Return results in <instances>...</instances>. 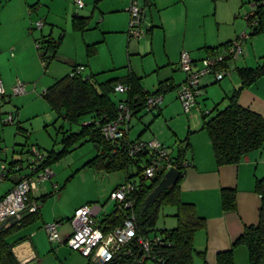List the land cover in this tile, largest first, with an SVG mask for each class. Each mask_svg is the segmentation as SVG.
<instances>
[{"label": "crops", "instance_id": "crops-1", "mask_svg": "<svg viewBox=\"0 0 264 264\" xmlns=\"http://www.w3.org/2000/svg\"><path fill=\"white\" fill-rule=\"evenodd\" d=\"M122 1L124 2L123 4L118 1V4H116L114 8L107 12L105 11V13L109 14L107 17L108 19H124L123 29H125L128 20L126 9L129 4L125 0ZM178 2H183V0H178ZM61 3L67 2L65 0L64 2L62 0H13L10 2L0 0V19H4L2 13L4 11L7 12V14L10 15L9 19H13L19 29L16 41L3 43L2 46L0 44V79L5 93L10 91L14 80L13 77L8 74V71L16 68L17 65L19 67L22 66L26 73H31L28 77L29 81L36 80L38 77L41 78L39 63L35 54V42L37 40L50 39L57 43L56 58L52 61L59 62L63 61V58H65V56L61 54L60 49L67 35V31L71 28L74 34H83V31L79 32L73 28L72 19L74 17L86 18L88 20L90 19L88 16L89 11H84L85 5L83 4V7L78 9L73 3L76 9V12H73L72 10H69V5L67 3V5H65V7L60 11V9L57 10L56 8L59 4L61 5ZM157 5L159 6L158 0H142V7L144 8L143 28L145 27L146 29V36H151L153 28L163 29L161 24H155L151 21V19H157ZM26 7H32L29 16H26ZM159 7L161 8L165 6L162 5ZM185 13V19H188L187 11ZM95 15L96 14L94 13L93 17H95ZM27 19H29V21ZM32 19H43L45 26L40 30L35 31H32V29L29 28V32L25 35V31L28 30L30 20L32 21ZM61 19H67V22H65L66 27H63V30L60 26ZM218 26L219 23H217V31L214 32V38L209 37L204 41L203 46L200 48L203 51H200L198 56H192L189 53L193 61L198 63L207 56H210L214 48L221 47L233 41L239 34V31H241V27L238 29L234 23L233 29L230 31L224 30L221 35L220 27L218 29ZM244 28L245 30L247 29L246 21ZM163 34L165 35L164 56L155 63V68L150 72L155 75L157 82L153 89L148 90L145 87L144 79H146L149 75L141 69L143 68L142 64L140 66L136 64L133 66L132 55H134V53L127 54L129 58L127 73L120 74L121 76H112V78L123 80L130 75L140 79L139 84L142 91L148 94H156L161 88L159 95H162L163 99L168 92H175L176 95V90L185 80L184 74H182L178 67L179 52L183 49L182 35L180 34V42L174 44L171 43L172 36H167L166 29L163 30ZM262 34L264 36V32ZM103 41H105V37L102 38L101 42ZM243 43H245V41ZM90 46H92V49L91 53H89L90 56H88V48ZM8 51L9 53H12L13 56H9L7 59L6 53ZM13 51H16L15 54ZM85 52L87 59L86 64H81L80 62L75 61L72 62L71 60H68V63H70V68L73 66H81V74L84 76H90L94 73L90 71L86 74V67H91V58L97 54L96 44L87 42ZM252 52L253 55L252 53L248 54L247 52L243 55L242 52L238 60L227 62L225 67L230 71V76L228 75V77H225L219 83H215L212 77H208L210 78L209 81L205 80V82H202V91L206 92L208 86H211L212 84H220L226 80L222 85L224 99L231 95L234 90L241 86V81L237 75V69L255 68L261 65L256 60L257 51L252 49ZM151 53H153L152 49ZM22 54L26 56L27 60L21 59ZM260 57L262 56L260 55ZM180 72L182 75H180ZM232 72L234 74H231ZM125 97H127V95H125ZM163 101L164 100H162V104ZM237 102L240 107L252 111L264 119V75L254 83L240 90ZM227 104L228 102L226 100L220 109H223L227 106ZM161 105L153 111H150V113H154L156 110V114L161 115V113L165 111L163 107L161 108ZM216 105L219 104H215V106ZM196 106L199 107V103H197V101ZM204 114L208 113L202 112V116ZM202 116L200 129L202 127ZM137 117L138 114L134 115L130 120L129 130L133 129L134 133L129 131L128 138L131 140L139 139L141 141L152 139L150 138V135L145 134L146 131L149 130V127L142 125L143 128H136L131 125L133 118ZM195 129L197 128H194L191 133L190 130H188V134L184 139H176L173 143L172 139L167 137L161 131L156 133V136L153 138L159 140L163 146L165 145L164 147H166L172 155H174L178 143L184 141L185 145L188 144L189 147H187L188 151L186 153V160H188L189 166L185 169V172L179 182V198L182 203L193 205L195 212L205 221L204 228L198 230L193 237V246L195 250L193 258L196 257L200 264H203V260L205 261V264H218L216 260L217 254L231 249L233 243L243 234L245 228L257 225L259 221V208L261 200L255 187L256 181L264 177V143L260 150L250 153L248 157L244 158L238 164L220 166L215 162L212 145L207 133L204 131H195ZM190 134L192 135L190 136ZM164 175L165 174H163V176ZM124 181L125 176L124 180L117 182L114 185H108L106 191H104L105 194L108 192L110 194L116 187L124 183ZM58 188H60V191L55 195L53 194V188H51L50 184L43 183L34 194V197L39 199L41 203L38 213L32 216L23 215V217H27L23 226L11 227V231L9 232L6 240L8 244L13 246L12 252L19 264H95L89 259L82 257L80 253L71 251L65 245L66 239L72 232L70 219L73 217L76 209L85 205H98L102 208L96 216L99 223H102L110 217L114 211L104 212L103 210L105 207L99 205L96 200H94V196L89 194L86 197L82 191L79 195L83 198H77L67 210L66 205L63 202L65 192L62 189L64 186L63 188ZM223 189L235 190V209L232 211H224L221 208L220 192ZM167 207L171 209L166 210L165 208ZM161 213H163V217L166 216L168 218L167 220L165 219L162 221V224L167 228H159L156 225L155 231L164 229L172 230L176 228V207L164 206L160 208L158 218ZM99 216H101L100 219H98ZM169 217L171 220H169ZM54 222L60 223L58 226L60 243L58 244L48 243L46 232L42 230V227L45 224ZM166 222H168V224H166ZM201 252L203 253V257L198 254ZM246 256L248 258V253L244 246L233 248V258L235 262L239 260L240 262L245 263Z\"/></svg>", "mask_w": 264, "mask_h": 264}, {"label": "rangeland", "instance_id": "rangeland-1", "mask_svg": "<svg viewBox=\"0 0 264 264\" xmlns=\"http://www.w3.org/2000/svg\"><path fill=\"white\" fill-rule=\"evenodd\" d=\"M7 1L10 2L13 0H6V2ZM62 1L64 2V0ZM65 1L69 5V10L76 12L75 6L73 5V3L75 4V0ZM118 1L122 4L124 3L122 0H82L85 5L84 11H89L88 16L90 19L88 20V29L83 31V34H74L71 28H68V23L67 28L69 30L67 31V35L60 49L61 54L65 56L63 61H52L49 63L48 67L44 69L35 47L41 78L38 77L36 80L29 81L28 77L31 73H26L24 68L18 65L16 68L8 71V74L14 79L12 87L16 85L17 82L23 83L26 93L23 95H13L11 87L4 99L0 97V166L3 161L8 163L11 157L24 160V156L18 154L21 148L20 145L25 141L24 138L17 134L15 125L5 124V120L10 114L14 116V121L19 123L21 129L27 131L24 132L23 136L28 135L26 141L28 145H37L41 150L53 152L54 154H58L63 150V137L68 136L70 133L77 132L79 127L76 125H68L61 119H58L41 94L45 89L51 86L55 80L70 73L71 68L68 60L86 64L85 47L87 42L96 44L97 54L91 58V67H86V74L90 71L94 74H99V81L112 78V76L126 74L128 69L127 65H129L127 54L134 53V55H132V64L133 66L135 64L139 66L142 64L143 68L141 69L149 75L144 79L145 87L150 90L153 89L154 85L157 83L155 75L150 72L155 68V63L164 56V29L167 31V36H172L171 43L175 44L180 42L182 35L183 49L179 52V67L180 55L182 52H186L188 55L190 53L192 56H198L200 51H203L200 48L203 46L206 39L209 37L214 38V32L217 31V23H219L218 29L220 27L221 35L224 30L230 31L233 29L234 23L238 29L241 27V31H239L237 37L246 31L247 29L245 30L244 28L245 16L249 13L251 4L258 0H183V2H178V0H158L159 6L164 5L165 7L160 8L157 5V19H151V21L155 24H161L163 29L153 28L151 36H146L144 33L139 39L133 37L129 38L128 36L129 14L127 11L128 20L125 29H123L124 19L107 18L109 14L105 13V11L107 12L114 8L116 4H118ZM125 1L129 4V0ZM67 3L59 4L56 9H60L61 11ZM139 4L142 6V0H139ZM31 10L32 7H26V16H29ZM186 11L188 13V19H185ZM94 13L96 14L95 17H93ZM2 14L4 19H0L1 46L3 43L16 41L19 34L18 25L15 24L13 19H9L10 15L5 11ZM27 20L29 21V19ZM40 21L44 22L43 19L30 20V25L28 26V30L25 31V35L29 32V28H31L32 31L40 30L37 28V23ZM65 22H67V19L60 20L62 30L63 27H66ZM44 26L45 24L43 27ZM142 29L146 31L145 27ZM246 32L250 33L249 30ZM103 37H105V41L101 42ZM246 41L245 43H243L244 41L242 42L243 55H245L246 52L248 54L252 53L253 55L252 49H255V51H257L256 60L260 64H263V34L259 33L253 35ZM151 49L153 53H151ZM260 55L262 57H260ZM9 56L12 57L13 54L8 51L6 53V58L8 59ZM190 58L192 59L191 56ZM21 59L27 60L24 54L21 55ZM179 70L181 71L180 67ZM181 72L184 74L185 78V73L183 71ZM181 72L180 75H182ZM231 74L234 73L232 72ZM205 80L209 81L210 78H204L202 82H205ZM223 82L208 86L206 92L201 91L200 95L197 97L199 107L195 105L188 115L183 113L181 104L176 100L177 91L176 95L175 92H168V94L164 96V101L161 105V108L163 107L165 109L161 115H157L156 110L154 113L142 110L138 113L137 118H133L131 125L136 128H143V126L149 127V130H147L145 134L150 135L152 139L147 141L156 140L160 142L153 138L156 136V133L160 131L171 138L172 143L176 139H184L188 134V130H190L191 133L194 128H197L195 131L202 132L204 131L200 129L202 112H210L211 116H213L215 113V104H219L216 105L219 110L226 102L222 89ZM124 98L125 94H116L114 100L118 101ZM84 120L85 118L80 121V125L83 124ZM129 131L134 133L133 129ZM191 135L192 134H190V136ZM95 152L94 145L91 142L82 141L75 145L73 144L50 168L54 176L45 183L50 184L51 188H53V186L63 188L64 186L62 189L65 192L63 202L67 210L77 198H83L79 195L81 191L84 192V196L86 197L89 194L94 196V200H96L99 205L105 207L103 210L104 212H113L115 210L114 203L108 201L109 192L105 194L104 191H106L108 185H114L124 180V174L119 171L106 172L85 168V164L94 157ZM134 179L139 182L137 177H134ZM10 187V181H2L0 183V197L3 196ZM53 192L55 195L57 194L54 189ZM165 209L170 210L171 208L167 207ZM100 217L101 216H99L98 219H100ZM165 219L167 220L168 218L166 216L163 217V213H161L156 224L157 227L167 228L162 224V221ZM169 220H171V218ZM166 224H168V222H166ZM42 230H44V228ZM143 264L155 263L146 261ZM192 264L200 263L195 257L192 258ZM234 264L250 263L246 256L245 263L237 260L236 262L234 261Z\"/></svg>", "mask_w": 264, "mask_h": 264}, {"label": "trees", "instance_id": "trees-1", "mask_svg": "<svg viewBox=\"0 0 264 264\" xmlns=\"http://www.w3.org/2000/svg\"><path fill=\"white\" fill-rule=\"evenodd\" d=\"M254 19L257 20L258 25L252 31L251 36L264 32V4L257 8ZM72 26L79 32L85 31L88 26V19L74 17ZM35 44L38 46L39 59L41 63L45 62L43 67L46 69L48 64L56 58L58 44L50 39H40ZM229 44L230 42L214 48L213 52H219ZM91 49L92 46L88 48V56H90ZM77 68H80L78 73H76ZM237 75L241 81V86L225 98L228 102L227 106L219 110L215 106L213 116H211V113L202 116L201 129L207 133L212 145L215 162L220 166L238 164L248 157L250 153L260 150L264 143V119L260 115L240 107L237 102L240 90L264 75V63L255 68L237 69ZM214 82L219 83L220 81ZM139 83L140 79L130 75L123 80L109 78L99 81L98 74L82 75L81 66H73L69 74L55 80L51 86L44 90L41 96L58 119L68 125H76L79 128L76 133H70L68 136L63 137V150L60 153L54 154L44 150L48 154L45 164L51 167L73 144L75 145L82 141L91 142L96 152L94 157L84 167L96 171L122 172L125 176L124 182H130L135 186L131 199L134 201L132 212L135 219L137 237H143L150 241H153L156 236L160 237V243L153 246L155 259L152 262L155 264H192L193 253H195L193 237L198 230L204 228L205 221L195 212L193 205L184 204L179 198V182L186 169L183 163L186 162L187 166H189V162L186 160L188 144L185 145L184 141H181L177 144L174 155L172 153L170 155L171 163L180 172L177 182L165 189L155 200L154 204L144 210V200L161 180L164 169L158 170L152 179H144L143 170L150 163L152 154L147 150H143L135 155L128 156L127 152L129 144L141 140H131L127 134L120 140L107 141L100 131V126L117 118L118 103L114 100V97H116L114 89L117 85L127 87V92L125 93L127 97L123 100L131 111L129 123L134 115L146 110L144 107L145 101L151 94L142 91ZM159 92H161V88ZM159 92L156 94H160ZM83 118L85 120L80 125V121ZM94 122L98 124L96 125ZM12 125L16 126L17 134L25 140L20 145L21 148L18 154L23 156L30 146L38 147L37 145L27 144L28 135L23 136L24 132L27 131L22 130L17 121H14ZM3 163L11 167L15 164V159L11 157L8 163L5 161ZM10 175L7 176L5 181H10L11 187L3 196L11 190L17 181L15 173ZM134 177H137L139 182ZM255 189L261 200L259 221L257 225L246 227L243 234L233 243L231 249L217 254L216 260L218 264H234L233 248L238 246L246 248L250 264L264 263V177L256 181ZM59 191L60 188H58ZM36 200L40 202L39 199L36 198ZM220 202L222 210H234L235 190H221ZM164 206L176 207L177 226L172 230L155 231L159 210ZM37 213L28 214V216L36 215ZM26 218L24 216L18 223L0 230V264H19L12 252L13 246L8 244L6 239L11 227L23 226L27 220ZM122 219L123 212L115 208L114 213L100 225L106 232L116 225H121ZM198 254L203 257L202 252ZM138 259V250L135 249L132 251V256L126 257L122 254L114 259L111 264H133ZM203 264H205L204 260Z\"/></svg>", "mask_w": 264, "mask_h": 264}, {"label": "built area", "instance_id": "built-area-1", "mask_svg": "<svg viewBox=\"0 0 264 264\" xmlns=\"http://www.w3.org/2000/svg\"><path fill=\"white\" fill-rule=\"evenodd\" d=\"M264 4L263 1H257L251 4L249 13L245 16L247 30L240 36L236 37L230 44L222 48L219 52H214L210 56L202 59L198 63L193 61L186 52L180 55L179 67L185 73V80L179 85L177 91V100L181 104L184 114L190 113L196 105L197 97L202 91V81L204 78L212 77L213 81H222L230 75V71L225 67L227 62H233L239 59L242 53V42L251 37L252 31L258 25L255 18L256 10ZM78 9L83 7L82 0H75ZM129 14L128 36L139 39L145 31L143 28L144 9L138 0H130L127 7ZM43 21L37 23V28L41 29ZM38 48V46H36ZM45 62H42V66ZM80 68L76 69V73ZM44 92V91H43ZM42 92V93H43ZM127 87L117 85L114 89L116 94H125ZM26 93L25 85L17 82L12 87L13 95H23ZM6 93L0 82V97H5ZM162 95H151L146 98L145 109L153 111L162 104ZM117 118L109 123L100 126V131L107 141H117L124 138L129 133V119L131 111L122 100L117 101ZM14 122L13 115H9L5 124L12 125ZM95 123V122H94ZM98 124L97 122L95 123ZM128 156L147 150L152 154L150 163L144 168V179H152L158 170L164 169V174L171 169L177 170V167L170 161L171 152L156 140L136 141L129 144ZM24 160L15 159L13 166L2 163L0 166V183L5 181L7 176L15 173L16 183L11 190L0 200V225L6 223L3 229H6L15 223H18L23 215L33 214L39 211L41 203L34 197L38 187L50 180L54 174L45 161L48 154L36 146H30L23 155ZM186 162L184 167H188ZM11 176V175H10ZM12 177V176H11ZM55 193L58 187L53 186ZM135 191V186L130 182H124L116 187L108 196V201H112L115 208L123 212L122 224L115 226L109 231L104 232L96 216L102 210L98 205H85L75 210L73 217L70 219L72 232L66 239L65 245L71 250L80 253L86 259L95 264H111L114 259L120 255L126 257L132 256L133 250L141 251L138 255V264L146 261H153L155 254L153 246L160 243V237L156 236L153 241L143 237H137L135 219L133 215L134 201L131 195ZM13 218L14 223L8 222ZM60 223H47L43 226L48 242L51 244L60 243L58 226ZM2 230V229H1ZM134 241V243H133ZM134 245V247H133Z\"/></svg>", "mask_w": 264, "mask_h": 264}, {"label": "water", "instance_id": "water-1", "mask_svg": "<svg viewBox=\"0 0 264 264\" xmlns=\"http://www.w3.org/2000/svg\"><path fill=\"white\" fill-rule=\"evenodd\" d=\"M180 172L175 169L169 170L165 175L162 177V179L158 182V184L153 188V190L149 193V195L144 200V207L143 209L146 210L150 205L154 204L155 200L160 196V194L167 189L168 187L174 185L178 178H179ZM8 222L11 224L14 223L13 218H9ZM6 223H2L0 225V230L4 228ZM134 243V241H133ZM134 247V245H133ZM141 254V251L138 252V255ZM133 264H138L137 262H134Z\"/></svg>", "mask_w": 264, "mask_h": 264}]
</instances>
